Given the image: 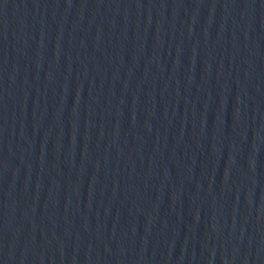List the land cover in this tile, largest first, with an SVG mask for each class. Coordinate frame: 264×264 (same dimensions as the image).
I'll return each instance as SVG.
<instances>
[{
  "label": "water",
  "instance_id": "95a60500",
  "mask_svg": "<svg viewBox=\"0 0 264 264\" xmlns=\"http://www.w3.org/2000/svg\"><path fill=\"white\" fill-rule=\"evenodd\" d=\"M0 264H264V0H0Z\"/></svg>",
  "mask_w": 264,
  "mask_h": 264
}]
</instances>
